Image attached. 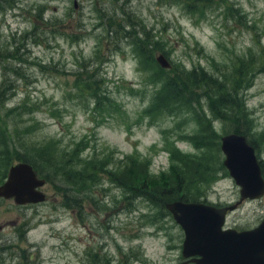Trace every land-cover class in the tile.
I'll return each instance as SVG.
<instances>
[{
  "label": "clouds",
  "instance_id": "1",
  "mask_svg": "<svg viewBox=\"0 0 264 264\" xmlns=\"http://www.w3.org/2000/svg\"><path fill=\"white\" fill-rule=\"evenodd\" d=\"M137 42L157 59L156 45H163L181 72L198 77L203 70L230 94L225 77L234 76L236 58H255L234 95L249 136L264 137V0H0V126L9 148L24 155L51 143L59 159L83 144L74 173L108 160L81 189L30 152L43 178L32 195L41 199L18 203L14 195H0V264H182L170 211L110 174L129 156L159 160L158 170L149 166L150 176L183 170L168 145L182 144V156L203 158L209 149L192 140L201 133L197 112L216 135L233 126L213 115L207 85L192 90L195 112L183 107L155 119L146 115L164 81L151 79ZM89 77L94 87L81 94ZM98 97L120 111L101 112ZM221 182L232 183L217 170L202 198L219 203L212 185Z\"/></svg>",
  "mask_w": 264,
  "mask_h": 264
},
{
  "label": "rangeland",
  "instance_id": "2",
  "mask_svg": "<svg viewBox=\"0 0 264 264\" xmlns=\"http://www.w3.org/2000/svg\"><path fill=\"white\" fill-rule=\"evenodd\" d=\"M73 6L76 7L77 5L74 3ZM108 24L109 26H111L112 21H109ZM156 48L160 49L161 53L164 54L165 57L169 60V54L168 52L163 51V45L158 44L156 45ZM138 50L141 52V55L145 56V69L153 73L151 79L153 81H164V87L156 95V99L146 115H150L153 117V119H155L164 110L177 111L179 110V108L183 107L192 109V100L196 98L192 90L196 87H194L193 85L186 87L185 84L181 82L182 78H178V75L176 74L178 67L172 64L169 60V62L171 63L170 68H164L159 65L155 56L148 53H146V56L144 53H142L139 46ZM2 58L4 57L0 56V59ZM255 64V58L246 62L237 57L234 64L235 77H225L226 81H232V89L234 88V90L232 91L233 94H231L230 97V102L235 101L236 103H238L241 107L240 110L238 109V111L241 113V116L244 114L245 117L242 116L240 117V120L236 119L234 121L232 120L233 115L231 113L228 114L229 117L222 116L217 111L220 110L218 108V103L215 101L211 103V100H209V105L212 109L213 115L224 119L234 127H236L237 124L249 127V121H247L248 123H245L247 116L243 104L234 95V93H236V91H238L242 87V85H244L247 78L246 73L252 71ZM239 67H241L242 71H244L243 77H239L236 74V69ZM259 71L264 72V59H261L260 61ZM169 79L172 85L167 84V81ZM248 83L250 84L251 82L249 81ZM80 85L81 81L78 80L77 86L79 87ZM93 87L94 85L93 83H91V77H89V82L83 83L81 94H83V91L85 89H92ZM98 109L101 112L105 110H111L115 112L120 111L119 107L111 100H108L106 97H98ZM27 110L28 109H25V111ZM192 111L195 112L196 110L192 109ZM196 119L201 124V133L195 137H192V140L197 147H207L209 149L208 153L203 158L195 159L182 156L181 153L184 151V145L182 144H176L175 147H172V145H168L167 147L172 152L173 159H179L183 163V170L173 167L170 174H161L159 175V177L150 176L148 174L149 166L151 165L153 168L158 170L161 166V162L159 160H145L143 162H140L137 158L129 156L126 158V162H122V170H119L114 175L110 174L112 175V179L116 180L118 183L124 185L126 188L134 192H140L146 196H149L158 204L166 203V201L162 199V197L164 198L165 196L171 198H178L180 196H183L191 202L201 201L212 203L211 201H205L202 198L201 189L203 185L209 183L212 179L215 178V173L217 172V170H222L224 176L227 179L231 180L232 183L229 185L221 182L212 185V190L218 193L221 197L219 203L212 204H216L219 206L236 204V207L228 213L225 227L235 228L237 230H246L256 227L264 218V212L258 211L256 207L258 202L264 201V196L259 199L247 198L239 203L240 187L235 183L223 164L225 156L221 150L220 138L224 134L232 132L233 127L231 129H226L223 135H216L210 132L209 123L202 114L197 112ZM28 131H31V129H29ZM152 135V132L148 133L149 138ZM245 136L247 137L248 142L254 146L256 157L263 166L264 137L253 138L249 136L248 132H246ZM144 142L148 143L150 142V139H144ZM83 147V144L77 145L76 150L73 151L70 155L64 154L59 159H57L56 156V146L55 144L51 143L40 148L33 147L26 151L24 155H20L15 151L14 148H9L8 137L3 127L0 126V149H2L0 150V184H2L6 179L8 169L12 164L25 161L22 159H27L35 163L32 156L29 154L30 152H34L36 157H38L39 160L43 161L49 167L55 168L57 173H70V167L73 162L76 161L77 156L80 154V150ZM107 163L108 160H105L103 162L93 161L92 163L86 165L85 172L81 176L74 175V177L69 181L74 184H78L81 189H83L88 181L95 182L97 173L103 171L104 165ZM38 169L40 170V172H37V174L42 178L41 169L39 167ZM259 209H264V203L259 204ZM164 211L165 213L169 212L166 207H164ZM253 213H255L254 217L252 215ZM171 219L173 225L179 228L178 235L175 238L174 247L178 248L180 251V261L182 262V264L183 262H185L184 264H195L192 262H188V260L185 261V259L182 257L184 232L182 228L175 222L172 216ZM10 223H15V221H10Z\"/></svg>",
  "mask_w": 264,
  "mask_h": 264
},
{
  "label": "water",
  "instance_id": "3",
  "mask_svg": "<svg viewBox=\"0 0 264 264\" xmlns=\"http://www.w3.org/2000/svg\"><path fill=\"white\" fill-rule=\"evenodd\" d=\"M160 66L171 63L161 53ZM225 156L223 164L240 187L239 203L264 195V177L254 146L244 134L230 132L220 138ZM43 183L32 164L21 161L12 164L6 179L0 184V195H14L20 203L26 199H41L32 195L33 186ZM165 207L184 232L182 257L195 264H264V218L254 228L237 230L224 228L228 212L236 204L216 206L205 202L175 200ZM185 262H183L184 264Z\"/></svg>",
  "mask_w": 264,
  "mask_h": 264
},
{
  "label": "trees",
  "instance_id": "4",
  "mask_svg": "<svg viewBox=\"0 0 264 264\" xmlns=\"http://www.w3.org/2000/svg\"><path fill=\"white\" fill-rule=\"evenodd\" d=\"M137 44L140 47L142 53H144L146 55V52H145L146 44L143 43V42H137ZM243 72L244 71H242L241 67L236 69V74L239 77L240 76H242V77L244 76ZM248 73H246V76L248 75ZM176 74L178 75V78L179 77L182 78L181 82L184 83L186 87L190 86V85H193L194 87H201V86L207 85L208 91L205 92V95H208V98H209V100H211V103L214 102V101L218 103V108L220 110H217V111L222 116H228V113H231L233 115L232 116V120H234V121L236 119L240 120V117H242V116L245 117L244 114L241 116V113L238 111V109L240 110V108H241L240 105L238 103H236L235 101L230 102L231 94L229 93V91L225 87V85H219L214 80H211L205 73H203V70H201V73H200V75L198 77L195 74L186 75L183 72H181L179 70V68L177 69ZM167 84L168 85H172V83L170 82V79L167 81ZM233 90H234V88L232 89V91ZM213 97H216V98L214 99ZM226 109H227V113L225 111ZM247 121L248 120L246 119L245 123H248ZM239 123H241V122H239ZM248 128H249L248 126H244V125L241 126V124H237L236 127L233 126L232 132L246 135V132H248ZM22 160H25V162L31 163L32 166L34 167V169L36 170V172H38V173L40 172V170L38 169V166L36 165V163L31 162V161H29L27 159H22ZM260 164H261V162H260ZM261 169H262V175L264 177V165L262 166V164H261ZM62 174L65 176L66 179L70 180V179H72L74 177V175L75 176H81L83 173H74V172L70 171V173L63 172ZM162 199L164 201H166V203H167V201L171 202V201H175V200L191 202V201H188L187 198H184L183 196H180L178 198L177 197L176 198H171V197H166L165 196L164 198L162 197ZM166 203H164L163 205L165 206Z\"/></svg>",
  "mask_w": 264,
  "mask_h": 264
}]
</instances>
